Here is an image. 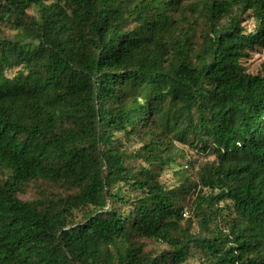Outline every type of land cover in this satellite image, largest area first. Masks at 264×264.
I'll use <instances>...</instances> for the list:
<instances>
[{"label": "trees", "instance_id": "trees-1", "mask_svg": "<svg viewBox=\"0 0 264 264\" xmlns=\"http://www.w3.org/2000/svg\"><path fill=\"white\" fill-rule=\"evenodd\" d=\"M263 52L264 0H0V264H264Z\"/></svg>", "mask_w": 264, "mask_h": 264}, {"label": "rangeland", "instance_id": "rangeland-1", "mask_svg": "<svg viewBox=\"0 0 264 264\" xmlns=\"http://www.w3.org/2000/svg\"><path fill=\"white\" fill-rule=\"evenodd\" d=\"M30 12L32 13V11ZM244 27L247 33L251 32L255 27L253 19H248L247 22H245ZM244 66L248 69V72L252 74L261 73L264 68V52L260 54H252L249 60L244 61ZM208 159L212 160V157L189 154L187 160L183 162L184 169L188 171V174L195 173L198 170L199 166ZM173 178L174 177L172 175V172H167L164 179L170 180ZM189 203L186 205L187 209L189 207Z\"/></svg>", "mask_w": 264, "mask_h": 264}, {"label": "built area", "instance_id": "built-area-1", "mask_svg": "<svg viewBox=\"0 0 264 264\" xmlns=\"http://www.w3.org/2000/svg\"><path fill=\"white\" fill-rule=\"evenodd\" d=\"M183 216L184 217H187L188 216V211L187 210L184 211Z\"/></svg>", "mask_w": 264, "mask_h": 264}]
</instances>
